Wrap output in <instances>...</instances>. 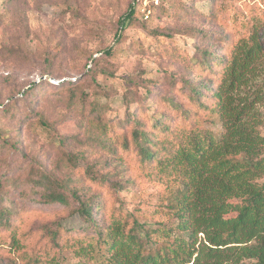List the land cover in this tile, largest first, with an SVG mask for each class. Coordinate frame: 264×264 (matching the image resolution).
<instances>
[{
	"label": "rangeland",
	"instance_id": "1",
	"mask_svg": "<svg viewBox=\"0 0 264 264\" xmlns=\"http://www.w3.org/2000/svg\"><path fill=\"white\" fill-rule=\"evenodd\" d=\"M165 1L148 18L136 8L125 24L130 0H0V264L51 256L60 264H107L104 244L94 242L91 261L81 263L55 246L56 230L63 240L91 231L73 198L68 206L39 200L46 188L97 194L109 212L158 229L145 246L157 254L162 227L177 222L165 209L168 189L180 186L141 166L130 117L148 126L161 117L184 80L204 78L194 57L204 49L221 56L224 36L235 46L254 33L262 45L258 72L237 95L264 135V0ZM201 126L215 138L224 133L217 116ZM102 217L103 210L95 214L98 224Z\"/></svg>",
	"mask_w": 264,
	"mask_h": 264
},
{
	"label": "trees",
	"instance_id": "2",
	"mask_svg": "<svg viewBox=\"0 0 264 264\" xmlns=\"http://www.w3.org/2000/svg\"><path fill=\"white\" fill-rule=\"evenodd\" d=\"M136 16L130 0L122 21L127 24ZM252 34L235 46L226 44L224 36L221 56L199 51V59L192 61L204 78L184 80L180 94L175 90L165 99L169 109L150 126L130 117L134 124L130 142L141 166L156 169L170 184L180 186L174 193L168 189L165 209L177 222L162 227L157 254H147L145 246L152 234L161 235L158 229H145L132 214L109 212L97 194L83 199L74 188L63 192L46 188L39 200L68 206L73 198L91 231L63 240L56 230L51 239L57 248L74 252L79 263L91 261L95 242L108 250L107 264H264V135L251 104L237 95L258 72L255 64L262 45ZM120 38L116 35V41ZM213 116L224 127L220 138L201 126ZM232 199L239 204H231ZM102 210L105 217L98 224L95 214ZM231 212L235 214L230 216ZM199 234L204 238L200 243ZM32 264L60 263L51 256L33 259Z\"/></svg>",
	"mask_w": 264,
	"mask_h": 264
},
{
	"label": "built area",
	"instance_id": "3",
	"mask_svg": "<svg viewBox=\"0 0 264 264\" xmlns=\"http://www.w3.org/2000/svg\"><path fill=\"white\" fill-rule=\"evenodd\" d=\"M165 0H132V8H141L142 13H144V17L148 18L150 14V7L157 6L161 2ZM61 81H52L53 84H58Z\"/></svg>",
	"mask_w": 264,
	"mask_h": 264
}]
</instances>
